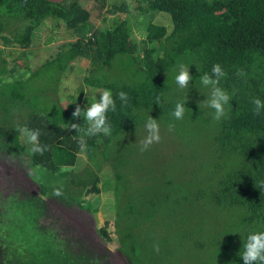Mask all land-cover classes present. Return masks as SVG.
Returning <instances> with one entry per match:
<instances>
[{"label":"trees","instance_id":"1","mask_svg":"<svg viewBox=\"0 0 264 264\" xmlns=\"http://www.w3.org/2000/svg\"><path fill=\"white\" fill-rule=\"evenodd\" d=\"M134 1L136 14H144L142 19L129 12V2L113 1L107 11L126 14L113 17L108 26H103L92 21L90 10L81 0H0L4 23L25 20L20 28L22 23L13 28L0 22V30L6 29L18 43L19 58L27 54L25 49L31 45L34 31L48 17L63 23L70 35L59 43L52 56L31 70L19 63V58L0 57V153L25 160L41 188L40 194L9 193L0 197L4 207L2 211L0 208V264H93L82 248H71L39 219L43 215V194L53 195L55 188L62 190L66 202L96 210L84 193L99 192V170L104 167L114 173V225L129 264H149L138 254L140 248L134 237L133 226L140 217H148L154 223L153 211L158 206H168L167 226L179 230L181 225L177 223L182 222L176 214L186 202L182 198L188 202L199 199L211 206L222 233L221 239H210L213 249L221 255L234 245V264H244L240 254L247 236L264 232V110L256 115L251 103L253 97L264 101V0ZM96 2L102 6L104 0ZM158 12L169 14L171 26L149 17ZM138 24L143 36L136 40L133 25ZM78 59L87 61L83 82L91 90L112 91L116 111L109 109L107 113L112 127L110 136L82 137L68 127L87 126L83 115L73 118L58 96L62 75ZM217 63L227 73L220 86L234 93L229 101L231 107L225 106L227 116L219 121L213 118L214 109L202 103L210 98L211 87L200 81V76L211 74ZM180 64L188 65L193 77L187 88H181L175 80ZM237 69L247 75L238 78ZM77 91L76 104L83 88ZM120 91L129 97L123 107L117 95ZM93 98L90 93L85 96L86 102L80 104L82 111L93 103ZM185 98L183 119L177 120L172 113L176 103ZM149 116L163 125L162 146L167 139L168 145L187 146V155L182 147L178 150L185 161V174L181 175L184 180L180 183L191 185L193 195L191 188L184 192L189 189L178 186L174 199V188L163 197L147 203L144 200L140 205L132 190L120 197V190L128 188L124 178L133 167L134 158L130 156L134 155V148H125L126 158L129 157L125 160L117 151L120 144L116 139L121 134L132 137L135 129L145 126ZM170 124L176 130L170 131ZM25 125L40 130L39 142L48 146L42 155L33 154L31 145L17 131ZM81 148L89 163L75 171ZM188 157L193 160L187 162ZM194 161L190 174L187 167ZM172 178L180 181L175 175ZM171 181L166 180L168 184ZM148 207L152 211H147ZM198 219L199 230H203L207 216ZM100 232L108 237L105 226L100 227ZM178 237L182 244L181 235ZM167 254L173 264L171 259L177 258L173 246Z\"/></svg>","mask_w":264,"mask_h":264},{"label":"rangeland","instance_id":"2","mask_svg":"<svg viewBox=\"0 0 264 264\" xmlns=\"http://www.w3.org/2000/svg\"><path fill=\"white\" fill-rule=\"evenodd\" d=\"M81 1L90 10V17L95 24L108 26L113 17H122L126 14L120 10L112 13L108 12L107 6L113 1L129 2V12L140 19L144 17V14H136L138 9L134 6V0H104L102 6L96 0ZM129 12L127 14L132 15ZM149 17L153 21L165 25L171 23L169 14L165 12H158ZM5 20L4 18H0V22L2 23ZM24 22L25 20L6 21L8 25L14 26L13 28L22 23L19 26L20 28ZM142 33L141 25H133V37L136 40H139L143 36ZM69 37L70 35L65 30L63 23H56L54 19L48 17L39 23V28L34 31L31 45L25 49L27 54L25 53V55L19 58L21 50H19L18 43L6 29H2L0 30V57L7 56L15 60L19 58L18 62L31 70L36 65L42 64L47 57L52 56L56 52L59 43L67 40ZM70 66L61 77L58 86V96L62 106L73 113L77 105L74 97L79 96L78 88H83L78 105L86 102L84 99L88 93L95 100L99 99L102 90H91L90 86L83 82V76L86 74L87 67L86 60L78 59L72 62ZM94 98L92 102H94ZM158 124L160 127V142L150 145L146 150L147 152L140 151L141 142L148 134L144 125L135 129L132 137H129L127 134H121L116 139V142L120 144V147L116 146L117 151L123 155L125 160L129 158H126L127 151L125 148H128V150L132 149V147L134 148V155H129L134 158L133 167H130L132 169L129 168L130 170L125 174L124 178V182H126L128 188L120 190V197L125 196L129 190H132V193L138 199L136 201L137 205H140L144 200L146 203L150 202L152 198L157 200L167 194L166 192L172 188L174 189L171 192V198L173 197L172 199H174L178 195V190L176 189L178 186L189 189L184 192L192 190L191 195L195 191L188 183L184 185L180 183L181 180H184L181 178V175L185 174V161L183 162L180 158L178 150L182 147L184 155H187V146L183 147V145L173 143L172 145H168L170 143L169 139L166 141L167 144L162 146V139L165 141V138H162L163 125L160 122ZM173 129L176 130V128ZM142 160L144 161L143 164H141ZM189 160H193L192 157H188L187 162ZM88 163L86 152L81 148L77 154L76 165L73 168L77 171ZM193 163L195 161L191 162L187 167L190 174L193 170ZM174 175L180 181H174L172 178ZM33 176L32 169L27 165L25 160L20 157L7 156L0 153V197H4L9 193L25 196L36 193L40 194L39 181ZM99 176V192L84 193L85 198L91 200L92 207L96 206V210L91 211L75 203H68L65 200L66 198H62V196L43 194V215L41 214L39 222L45 227L49 226L53 228L59 237L65 240L74 250L82 248L85 254L90 255L93 264H129V259L121 250L114 225L116 212L114 173L108 167H104L99 170ZM166 180H172L171 184H168ZM63 186L64 184L62 188ZM184 192L180 194L181 197H184ZM183 200H186V202L179 206L176 214V217L179 218L178 220L181 218L182 222V224L180 222L177 223L181 225L179 230H177L178 228L167 226L166 220H168V216H166V212L168 206H158L157 210L153 211L155 213L151 216V219L154 223H150L148 217H140L139 223L133 226L135 242L140 248L138 254L142 255L141 258L149 261V264H171L169 260L170 256L167 252L173 246L178 258L171 259L173 264L176 262L177 264H234L237 257V251L233 249V247L235 248L234 245L228 252L222 253V256L217 254L213 249L214 244L210 239L215 237L221 239L222 233H219V222L215 220V213L211 206L209 204L204 205L199 199H193L191 202H188V199L182 198L181 201ZM0 208L1 211L4 210L2 205H0ZM147 211H152V209L148 207ZM201 216L203 218L207 216L203 230H199L201 224L198 218ZM102 226H105L108 237H104L101 234L100 227ZM178 235H181L182 244L179 242ZM156 243L159 244V252L154 251L153 245ZM199 247H202V249H199Z\"/></svg>","mask_w":264,"mask_h":264},{"label":"clouds","instance_id":"3","mask_svg":"<svg viewBox=\"0 0 264 264\" xmlns=\"http://www.w3.org/2000/svg\"><path fill=\"white\" fill-rule=\"evenodd\" d=\"M179 73L175 77L177 84L181 88H187L190 81L193 77L189 73V66L185 64H180ZM227 73L224 71L220 64H214L211 69V74L204 73L200 76V81L202 85L211 87L210 98L205 102L209 107L214 109V119L219 121L221 118L227 116L225 106L228 105L231 107L229 101L232 99V95L224 88L220 86V81L223 79ZM247 73L243 69H237L236 76L245 77ZM118 97L121 101V106H125L128 102V94L124 91H120ZM187 98L182 101H179L175 105V109L172 113L173 117L177 120L183 119L185 113V104ZM251 103L254 105V113L259 115L262 110H264V101L259 97H253ZM200 104V103H199ZM111 109L113 112L116 111V101L113 98L112 91L110 89H105L102 94H100L99 100L91 103L89 107L82 111L80 105H76L72 117H82L87 122L86 127H81L80 124H70L69 128L74 129L76 132H79L82 137L84 136H96L104 135L110 136L112 133L111 124L108 122L107 113ZM147 130V136L141 142L140 151H146L150 145L153 143L160 142L159 134V124L157 119L148 117V120L145 124ZM174 128V125H169V130L171 131ZM17 131L26 138V143L31 145L30 151L33 154L39 153L43 154L48 146L42 145L39 142V137L41 135L39 129H30L26 125L18 127ZM54 196H61L63 192L60 188L53 189ZM154 251L159 252V244L156 243L153 245ZM244 251L240 254L244 264H264V232H255L247 236L246 242L243 244Z\"/></svg>","mask_w":264,"mask_h":264}]
</instances>
